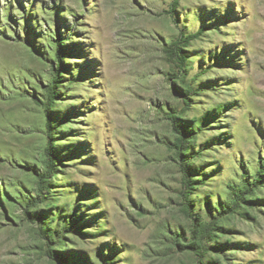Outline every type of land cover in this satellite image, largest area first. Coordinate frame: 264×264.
<instances>
[{
    "label": "rangeland",
    "instance_id": "1",
    "mask_svg": "<svg viewBox=\"0 0 264 264\" xmlns=\"http://www.w3.org/2000/svg\"><path fill=\"white\" fill-rule=\"evenodd\" d=\"M200 29L178 72L163 48ZM60 50L56 172L28 209ZM184 85L198 90L187 111ZM179 111L209 222L264 161V0H0V264H197L181 247ZM255 198L222 219L205 264H264V187Z\"/></svg>",
    "mask_w": 264,
    "mask_h": 264
},
{
    "label": "trees",
    "instance_id": "2",
    "mask_svg": "<svg viewBox=\"0 0 264 264\" xmlns=\"http://www.w3.org/2000/svg\"><path fill=\"white\" fill-rule=\"evenodd\" d=\"M202 29L193 35L181 36L177 40L173 41L170 45H166L163 48V52L167 56L169 62L173 63L178 69V72L184 71L188 65V58L186 51L183 48H187L190 43L198 38L202 34ZM64 44V43H63ZM61 45L59 44V49ZM58 68L54 72V75L46 87V98L43 103V110L47 119L45 122L46 136L48 143L45 148L46 162L44 172H39L37 174V180L35 182V190L37 197L35 199L31 198L28 201V209L34 208L38 203L46 202L48 193L49 182L52 179L53 174L56 172V162H58L57 154L55 152V141L54 134L57 133L56 129L52 126L51 118V108L56 102V88L61 82L60 73L62 72L64 66L61 63L62 53L61 50L58 53ZM198 91L191 87L183 86L182 90L177 91V95L182 99L184 104V110H188L191 103V97ZM185 111L174 112L168 115V120L171 122L172 132L175 134L174 144L172 145V150L179 160V167L182 177V192H181V211L184 217L189 221V241L188 244L183 247L184 250L190 251L197 260V264H205V259L209 254L208 245L213 243L217 239L218 226L221 224L222 219H225L228 215H233L243 208L254 207L255 206V194L258 192L260 187H264V161L261 162L257 171L250 180L247 176L242 175L241 183L239 185H229L227 189L229 191L228 201L225 204L219 205L215 209V215L209 222L203 221V218L193 211V203L190 201V197L195 188V179L191 175L190 166L192 165V160L196 156H188L191 151L192 146V133L188 132L180 124L179 116H183ZM255 198V199H254ZM27 212V210H26ZM39 220L38 217H35ZM70 223H72L73 217L70 218ZM66 224V223H65ZM67 225V224H66ZM66 229V228H65ZM63 229V230H65ZM59 236L57 231L50 234V237L46 235L47 239H52L53 237ZM63 238V236H60ZM61 246V243H58ZM61 255V253H56ZM68 264V263H65Z\"/></svg>",
    "mask_w": 264,
    "mask_h": 264
}]
</instances>
